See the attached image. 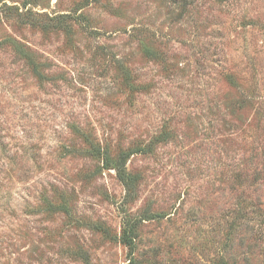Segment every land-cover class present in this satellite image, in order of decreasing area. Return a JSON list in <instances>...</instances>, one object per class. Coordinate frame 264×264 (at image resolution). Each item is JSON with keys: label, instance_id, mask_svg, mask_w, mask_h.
Returning a JSON list of instances; mask_svg holds the SVG:
<instances>
[{"label": "rangeland", "instance_id": "obj_1", "mask_svg": "<svg viewBox=\"0 0 264 264\" xmlns=\"http://www.w3.org/2000/svg\"><path fill=\"white\" fill-rule=\"evenodd\" d=\"M125 228L264 264V0H0V264H130Z\"/></svg>", "mask_w": 264, "mask_h": 264}, {"label": "trees", "instance_id": "obj_2", "mask_svg": "<svg viewBox=\"0 0 264 264\" xmlns=\"http://www.w3.org/2000/svg\"><path fill=\"white\" fill-rule=\"evenodd\" d=\"M123 162H124V159H121L120 163L116 164L114 168L116 169V173H117L118 178L120 179V181H122V183H124V185L126 186V189L128 190V193L131 194L133 191L134 177H131L126 173ZM131 233H132V230H128L127 228H125L122 232V235H121V241L128 248V253L130 255L129 263L130 264H137V262L132 257L133 249H134V240H133V236Z\"/></svg>", "mask_w": 264, "mask_h": 264}]
</instances>
